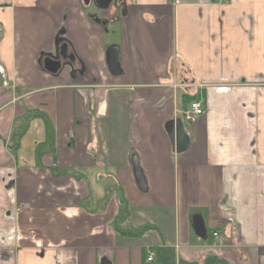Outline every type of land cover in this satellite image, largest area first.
Listing matches in <instances>:
<instances>
[{"label": "crops", "instance_id": "crops-1", "mask_svg": "<svg viewBox=\"0 0 264 264\" xmlns=\"http://www.w3.org/2000/svg\"><path fill=\"white\" fill-rule=\"evenodd\" d=\"M0 264H264V0H0Z\"/></svg>", "mask_w": 264, "mask_h": 264}, {"label": "water", "instance_id": "water-1", "mask_svg": "<svg viewBox=\"0 0 264 264\" xmlns=\"http://www.w3.org/2000/svg\"><path fill=\"white\" fill-rule=\"evenodd\" d=\"M113 0H94L95 5L101 9L106 10L111 5ZM105 62L108 67L110 74L114 77L120 75V67L118 62V47L112 45L106 49L105 53ZM65 63H69L71 65L74 64V57L71 54H68V47L66 43H62L58 48V55L56 58H52L50 56L44 57L42 60V67L44 71L56 75L62 70L63 65ZM166 133L170 140V143L173 145L176 153L184 152L188 147V138L183 130V123L181 120L170 121L165 126ZM132 167L134 170V175L136 179L137 186L140 191H146L145 180L142 176L138 168V163L135 157H132L131 160ZM198 216H194V221L192 222V227L195 234L203 239L206 237V232L200 218Z\"/></svg>", "mask_w": 264, "mask_h": 264}, {"label": "built area", "instance_id": "built-area-1", "mask_svg": "<svg viewBox=\"0 0 264 264\" xmlns=\"http://www.w3.org/2000/svg\"><path fill=\"white\" fill-rule=\"evenodd\" d=\"M221 3H227L229 0H218ZM204 110L202 105L199 102H192L189 105V109L183 113V117L186 122H193L196 118L200 117L203 114ZM211 238L217 241L219 244L224 242V238L217 232H213L210 234ZM152 254L146 258V262L150 263L152 261Z\"/></svg>", "mask_w": 264, "mask_h": 264}]
</instances>
